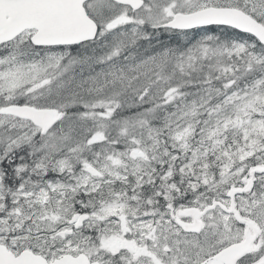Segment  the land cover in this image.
<instances>
[{
	"label": "snow or ice",
	"instance_id": "snow-or-ice-1",
	"mask_svg": "<svg viewBox=\"0 0 264 264\" xmlns=\"http://www.w3.org/2000/svg\"><path fill=\"white\" fill-rule=\"evenodd\" d=\"M0 264H264V0H0Z\"/></svg>",
	"mask_w": 264,
	"mask_h": 264
}]
</instances>
